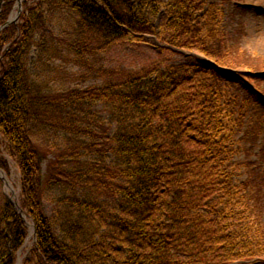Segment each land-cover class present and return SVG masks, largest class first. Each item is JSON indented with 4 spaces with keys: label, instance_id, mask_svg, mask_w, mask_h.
Masks as SVG:
<instances>
[{
    "label": "trees",
    "instance_id": "trees-1",
    "mask_svg": "<svg viewBox=\"0 0 264 264\" xmlns=\"http://www.w3.org/2000/svg\"><path fill=\"white\" fill-rule=\"evenodd\" d=\"M228 1L25 0L0 30V168L16 166L35 228L21 264H264L261 166L236 159L264 111V58L222 26ZM128 43L157 59L104 67ZM27 235L0 179V264Z\"/></svg>",
    "mask_w": 264,
    "mask_h": 264
},
{
    "label": "rangeland",
    "instance_id": "rangeland-1",
    "mask_svg": "<svg viewBox=\"0 0 264 264\" xmlns=\"http://www.w3.org/2000/svg\"><path fill=\"white\" fill-rule=\"evenodd\" d=\"M24 1L25 0H22L21 3V12L23 11ZM222 6V26L226 27L228 30L234 29L236 31V33L234 34V36L236 37L235 39L238 41L239 46L244 51V53L251 57L264 58V0H229L226 3H223ZM13 8L11 12L13 11ZM150 40H152V38H150ZM157 57V54L154 53L150 48H148V46H135L133 43H128L124 45H118L117 47L110 50L109 53L104 56L103 61L104 67L121 66L127 68H139L141 66L150 65L153 60L157 59ZM56 64L60 68L57 72H55L56 75H58L57 81L59 82V84L73 83V80H75L74 71L76 66L74 65L71 53L67 50H61V55H58ZM100 108L101 106L97 107L96 109L99 110ZM249 113L257 114V116H259L256 119V127L258 129L253 128L252 130V133L254 134L252 136H255V138H253L252 140H250L249 138H245V148L241 153L237 154L236 159L242 162L244 166L250 168L257 167L255 161L258 160L257 164L261 166V187L264 191V111L262 109H259L256 110V113L252 111L248 112V114ZM102 114L105 115L104 112ZM247 127H249V123L245 122L243 125V130L245 131ZM7 160L10 165V172L7 174L5 171H2L5 173L7 180L9 181L11 190L8 186L5 187L2 182V193L7 197L14 194V200L20 207L18 184L19 174L12 160H10L9 158ZM47 164L48 160L42 163L43 174L46 172ZM258 171V169L254 171L255 174ZM242 177H245V173L238 177L239 180H241ZM262 202L264 208V200ZM43 209L47 216H51L52 206L49 203L44 202ZM24 216L25 221L32 223L31 220L27 219L25 213ZM262 219L264 224V209L262 210ZM34 237L32 235L28 239V243L22 248V250H26V247H31L32 242L35 241ZM22 250L20 253L21 259L23 258Z\"/></svg>",
    "mask_w": 264,
    "mask_h": 264
},
{
    "label": "water",
    "instance_id": "water-1",
    "mask_svg": "<svg viewBox=\"0 0 264 264\" xmlns=\"http://www.w3.org/2000/svg\"><path fill=\"white\" fill-rule=\"evenodd\" d=\"M21 3H22V0H16L14 8H13V11L11 12L10 16L8 17V20L3 25L0 26V30L2 28L6 27L7 25L17 21L18 16H19V14L21 12ZM0 10H1V0H0ZM146 37L149 38V39L152 38V40L154 42H156L155 38L150 37V36H146ZM0 179L2 180L3 184L5 185V187L8 186L10 188V190H11V186L9 184V181L7 180V177H6L5 173L2 171L1 168H0ZM9 200L11 201V203L13 204V206L15 207L17 212L22 216V219L25 221V216H24L23 211L19 207L18 203L14 200V194L9 196ZM25 222H26L27 227L29 228V231H28V236H27L23 246H25L27 244L28 239L32 235H33V237L35 235L34 225L32 223H30V222H27V221H25ZM34 239H35V237H34ZM20 261H21V257H20V251H19L18 254H17V259H16V263L15 264H20Z\"/></svg>",
    "mask_w": 264,
    "mask_h": 264
}]
</instances>
